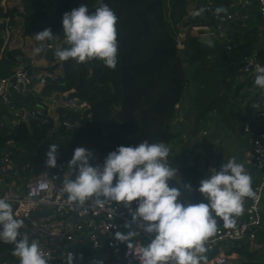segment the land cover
<instances>
[{
    "label": "trees",
    "instance_id": "trees-1",
    "mask_svg": "<svg viewBox=\"0 0 264 264\" xmlns=\"http://www.w3.org/2000/svg\"><path fill=\"white\" fill-rule=\"evenodd\" d=\"M194 1L199 0H103L117 16V63L115 68H109L97 59L77 63L71 59L60 61L55 56L58 49L69 46L64 38L63 15L82 5L88 6L89 10L97 8V0H18L23 7L28 34L36 35L51 29L55 37L45 41L52 49L46 50L44 59L48 64H56L53 69L60 66L62 71L58 81L47 83L40 97L30 95L25 102L35 105L42 97L67 93L71 99L86 102L91 114L87 119L86 114L59 110L60 116L65 113L60 121H69L72 128L65 132L60 128L59 134L52 138L46 135L51 121L48 124L39 121L21 124L17 131L19 135L12 138L23 143L35 159L24 157L20 165L28 163L33 174L47 169L48 174H60L63 178L76 148H85L104 162L107 155L119 146L135 147L145 140L172 145L178 135L171 126L176 116L183 113L180 105L185 100L187 89L192 90V95L188 99V115H181V125L182 119L189 116L196 123H205L212 115L216 116L218 123L230 127L235 123L241 126L251 123L252 114L242 113L246 107L243 92H255L259 97L252 113L259 108L263 92L254 86L255 75L246 76L241 69L244 59L251 54V48L260 41L258 31L262 22L256 5L249 12L245 27H239L241 23L227 25L232 29H227L226 34L236 47L227 58L223 45L216 38L211 41L213 46L209 47L198 36L186 34L181 49L178 48L170 26L177 27L181 23L182 27L191 30H212L216 26L206 11L196 15L205 5L188 14L187 6ZM206 1L228 11L233 0ZM262 47L258 57L264 66V44ZM18 56L17 52H7L3 66L12 67ZM255 127L252 125L253 129ZM9 137L8 130L0 129V151ZM51 145L57 147L55 168L46 164ZM207 168L184 161L178 172V182L170 180L169 186L190 185L191 188H185L179 199L206 203L197 189L200 181L206 179L202 170L208 171ZM254 186L255 180L252 179V188ZM216 219L220 229H228L223 226L222 219ZM262 230L258 233V242L264 247ZM231 251L239 256L236 264H264L261 259L256 260L257 252H250L243 243L233 245Z\"/></svg>",
    "mask_w": 264,
    "mask_h": 264
},
{
    "label": "built area",
    "instance_id": "built-area-1",
    "mask_svg": "<svg viewBox=\"0 0 264 264\" xmlns=\"http://www.w3.org/2000/svg\"><path fill=\"white\" fill-rule=\"evenodd\" d=\"M2 1V0H0ZM6 1V0H3ZM256 5L262 26L261 37L264 39V0H233L227 13H215V5L206 1L204 9L216 22L212 35L223 45V52L230 58L236 49L227 39V25L244 20L246 12ZM0 4V129L8 130V137L0 151V197L7 198L18 218L24 220L21 229L31 239H36L41 249L50 258L49 264H65L67 251L74 254L73 264H140V248L151 242L154 236L145 233L132 221V213L137 207L134 201L129 207L123 203H106L96 206L92 200L84 205L69 204L67 194L62 191L63 178L60 174H48L45 169L33 174L28 163L20 165L29 154L24 144L12 138L21 124L39 121L48 124L46 135L52 138L59 134L60 128L68 131L72 128L67 120H61L66 112L81 115L88 113L89 106L76 98H67L56 110L51 109L47 97L40 98L35 105L25 102L33 95L36 86L44 88L62 76L61 69L37 70L20 57L12 67L3 66L6 53L11 51L13 42L9 20ZM52 46H46L51 50ZM259 59L256 55L246 57L241 72L246 76L255 73ZM59 110L65 113L60 116ZM251 123L243 126L247 135L248 149L244 152L243 163L255 180L253 191L255 198H249L244 211V219L232 229L222 230L217 225V232L206 242L207 251L215 254L206 264H231L227 252L235 244L243 243L248 249L257 240L258 233L264 226V92L259 108L250 116ZM252 125H256L253 129ZM18 140V139H17ZM68 168V166L66 165ZM30 173L27 174V171ZM67 172V171H66ZM137 233L129 241H120L117 233L127 236ZM128 244L132 246L129 248ZM13 245L0 242V264H19V258L12 255Z\"/></svg>",
    "mask_w": 264,
    "mask_h": 264
},
{
    "label": "clouds",
    "instance_id": "clouds-1",
    "mask_svg": "<svg viewBox=\"0 0 264 264\" xmlns=\"http://www.w3.org/2000/svg\"><path fill=\"white\" fill-rule=\"evenodd\" d=\"M97 3L99 7L92 14L88 6L82 5L63 15L64 38L69 46L55 52L58 60L83 63L97 59L106 67L115 68L117 16L103 0ZM204 11L201 8L196 15ZM215 13H227V9L217 7ZM54 37L51 29H45L36 34L35 39L43 42ZM208 46H213L211 41ZM35 51L39 53L41 49ZM255 73L254 86L264 92V66L257 65ZM169 152L163 142L145 140L135 147L119 146L107 155L102 166H92V153L76 148L67 163L69 171L65 174L62 191L67 194L69 204L78 206L92 200L101 207L114 202L129 207L136 201L133 223L154 236L140 248V264H206V242L217 232L216 217L222 219L225 228L235 227V217L244 211L245 198L256 196L252 178L245 165L232 157L219 171L213 170L208 178L200 181L197 191L206 203L181 202L182 192L191 186H169L168 182L177 176V170L168 162ZM56 153V145H51L47 167L57 166ZM23 227L24 220L18 218L9 200L0 197V242L14 246L12 255L19 258V264H49L50 258L39 242L21 232ZM136 234L117 233V237L120 241H129ZM131 246L128 244L129 248ZM74 259L82 257L77 258L67 251L65 264H73Z\"/></svg>",
    "mask_w": 264,
    "mask_h": 264
},
{
    "label": "rangeland",
    "instance_id": "rangeland-1",
    "mask_svg": "<svg viewBox=\"0 0 264 264\" xmlns=\"http://www.w3.org/2000/svg\"><path fill=\"white\" fill-rule=\"evenodd\" d=\"M205 3L206 0L194 1L191 5L187 6V9L189 12L193 13L194 8L203 7ZM167 13L168 10H166V14ZM170 28L175 35L179 49H181V43L185 39L186 34L197 36L199 32L203 31L200 28H193L192 30L189 27L184 28L181 26V23L177 27L170 26ZM212 30L210 29L207 36L199 38V40L205 44H208L209 41H213L214 36L211 33ZM21 32H23V29H21ZM22 36L23 34H18V38ZM22 40L23 39H19L17 41V47L32 57L36 55L35 49H42L46 45L45 41H38L32 36H29L27 41ZM262 44L263 43H261V45ZM35 59L38 60L37 57H35ZM191 95L192 90L187 89L185 100L183 104L180 105L183 113H179L176 116L171 126L172 131L178 135L176 143L168 146L170 149L168 162L170 163V167L177 170V176L173 178L175 183L178 182V172L184 161L192 164L196 163L199 168L208 166L207 169L209 172L207 170V172L202 170L205 177L208 178L213 170L219 171L222 164L232 157H235L238 162L243 163V153L247 150L246 147L248 148L247 135L243 133L244 125L241 126V124L235 123L230 127L227 124L218 123L214 115L209 116L205 123H196L194 118L189 116L188 119H182L181 125V115L182 117L188 115V99ZM243 95L246 97L244 105L246 107L242 109V113L244 115H251V111L254 110L258 104L259 97L256 96L255 92L250 91L243 92ZM59 97L62 104L66 100V97H64L63 94L61 96L59 95ZM90 164L93 166H102V158L92 155ZM246 170L251 176V171L248 169ZM66 171H69V169L67 168ZM245 200L248 203V198H245ZM259 239L260 238H258V241ZM257 244L260 245L259 242ZM260 251L262 252L259 256L263 253L262 249Z\"/></svg>",
    "mask_w": 264,
    "mask_h": 264
},
{
    "label": "crops",
    "instance_id": "crops-1",
    "mask_svg": "<svg viewBox=\"0 0 264 264\" xmlns=\"http://www.w3.org/2000/svg\"><path fill=\"white\" fill-rule=\"evenodd\" d=\"M1 3H3V6H4L3 12L5 13L6 18H8V20H9V27H10V31L12 33V38H13V42L10 45L11 46L10 50L11 51H14V52H17L18 55H19L18 57L22 58L23 60L27 61L28 63H32V65L37 70H50V69H53V67L56 64H48L46 62V60L44 59V55H45V52H46V46L47 45H45L44 48H42L39 53H37L35 51V54H36L35 57H37L38 60H36L35 57H32V56L27 55L25 52L21 51L17 47V44L16 43H17V41L19 39H23L22 41H27L28 38H29V36H32L34 38L36 36V35L28 34L27 33L26 27H25V22H24L23 7L18 2V0H6V1H3L2 0V1H0V4ZM194 10H195V8H194ZM250 10H248L246 12V14H245V16L243 18L244 20L239 19L238 22L236 23V25H238V23H241V24H239L240 25L239 27H245L246 26V23L249 20V12H250ZM188 13L189 14H192L189 11H188ZM21 29H23V32H21ZM200 29L203 30V31L199 32V35H197L198 38H202V37L207 36V34L209 33V30H210L209 28H207L208 30L206 28H200ZM230 29H232V28H228V30H230ZM20 33L23 34V36L20 37V38H18V34H20ZM258 36H259L260 41H257L256 45H254L251 48L250 57L253 56V55H256L257 58L259 59L258 55L262 52V49H263L262 46L264 44V40L261 37L260 31H258ZM227 39L229 40V36L228 35H227ZM230 43H231V41H230ZM261 43H263V44L261 45ZM261 59L262 58H260V60ZM56 69H61V68H60V66H57ZM0 74L5 75V72L2 71V72H0ZM254 75H256V74H254ZM42 89H43L42 87L36 86L35 89H34V91H33V95L36 96V97H40L41 96ZM66 94H63V96L64 97H67L68 94L67 95ZM59 95L61 96L62 94L53 93L52 95H50V96L47 97L49 99V101H50V107L53 110H56L61 105ZM246 149H247V147H246ZM246 204H247V201L244 200V211H245V208H246ZM244 211H243V213L241 215H239L238 217H235V219H236V225L235 226L239 225L241 223V221L243 220V218H244ZM262 231L264 232V229ZM258 238H259V235L257 237V240H256L254 246L252 248H249L248 250L250 252L256 251L257 252V256H256L257 259H259V260L261 259L262 263H264V247H262L261 244L260 245L257 244L258 243ZM231 249H230V251L227 252L228 248H226L224 250V252L228 254L231 264H236L237 261L239 260V256L237 254H235V253H232ZM261 249L263 250V253H262L261 256H259V254L262 252V251H260ZM206 256H207L206 263H208L209 261H211V260L214 259L215 254L210 253V252L207 251L206 252Z\"/></svg>",
    "mask_w": 264,
    "mask_h": 264
},
{
    "label": "water",
    "instance_id": "water-1",
    "mask_svg": "<svg viewBox=\"0 0 264 264\" xmlns=\"http://www.w3.org/2000/svg\"><path fill=\"white\" fill-rule=\"evenodd\" d=\"M98 8V7H97ZM97 8H92L89 10V14H91L93 11H96Z\"/></svg>",
    "mask_w": 264,
    "mask_h": 264
}]
</instances>
